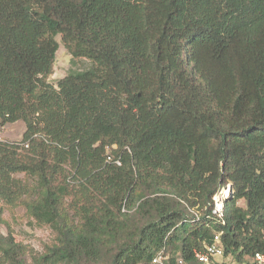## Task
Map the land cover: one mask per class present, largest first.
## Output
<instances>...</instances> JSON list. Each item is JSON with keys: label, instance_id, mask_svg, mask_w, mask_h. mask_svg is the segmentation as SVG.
Here are the masks:
<instances>
[{"label": "trees", "instance_id": "1", "mask_svg": "<svg viewBox=\"0 0 264 264\" xmlns=\"http://www.w3.org/2000/svg\"><path fill=\"white\" fill-rule=\"evenodd\" d=\"M57 36L90 67L54 86ZM19 121L0 227L25 202L58 240L29 262L0 235V264H197L217 234L234 264L264 253V0H0V126Z\"/></svg>", "mask_w": 264, "mask_h": 264}, {"label": "rangeland", "instance_id": "2", "mask_svg": "<svg viewBox=\"0 0 264 264\" xmlns=\"http://www.w3.org/2000/svg\"><path fill=\"white\" fill-rule=\"evenodd\" d=\"M56 40L59 43V49L56 54L54 74L49 79V82L54 86H56L57 82L67 76L70 72L82 71L90 67L89 61L73 58L64 47L61 36H57ZM25 132L26 126L21 121L0 126V141L9 144L22 143ZM15 177L26 182V184H29L32 189L31 193L23 197V201L36 199L38 196L36 191V179L27 177L24 174H19ZM225 189L229 194L224 196L223 190ZM176 190L179 192L181 191L180 188H176ZM220 194L223 198L229 196L231 194V188L227 187L222 189ZM219 197L220 195L215 196L214 201L218 200ZM239 206L245 207L244 202L240 201ZM3 207L4 225L0 227V235L3 237H12L16 243L23 245L26 248L27 260L29 262L31 256L42 255L47 252L48 248L57 244V233L50 226L39 224L34 219L30 218L27 214L25 202L14 207ZM101 260L94 264H106L108 262L107 259ZM81 264L93 263L82 262ZM221 264H234V261L229 257L223 260Z\"/></svg>", "mask_w": 264, "mask_h": 264}, {"label": "built area", "instance_id": "3", "mask_svg": "<svg viewBox=\"0 0 264 264\" xmlns=\"http://www.w3.org/2000/svg\"><path fill=\"white\" fill-rule=\"evenodd\" d=\"M2 142V141H0ZM112 157H108V161H112ZM117 165H120L119 160L114 161ZM221 193V192H220ZM218 200L214 201V214L222 217L223 210V201L224 198L221 194ZM217 196V195H216ZM195 260L197 264H221L224 258V247L221 238V234H217L212 243L206 245L204 249L195 254ZM170 255L166 251V249H162L159 251L149 262V264H169ZM176 264H185L184 261L180 258L176 260ZM251 264H264V253H257L252 258Z\"/></svg>", "mask_w": 264, "mask_h": 264}, {"label": "bare ground", "instance_id": "4", "mask_svg": "<svg viewBox=\"0 0 264 264\" xmlns=\"http://www.w3.org/2000/svg\"><path fill=\"white\" fill-rule=\"evenodd\" d=\"M223 193H224V196L229 194V193L226 191V189L223 190Z\"/></svg>", "mask_w": 264, "mask_h": 264}]
</instances>
